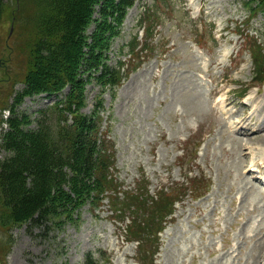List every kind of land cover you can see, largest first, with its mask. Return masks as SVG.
<instances>
[{"label":"rangeland","instance_id":"1","mask_svg":"<svg viewBox=\"0 0 264 264\" xmlns=\"http://www.w3.org/2000/svg\"><path fill=\"white\" fill-rule=\"evenodd\" d=\"M252 5L248 0L134 2L108 60L125 61L128 74L113 91L102 93V115L103 125L111 124L114 172L127 191L126 213L136 220L113 218V205L104 199L94 212L81 207L79 218L60 228L0 225V264H84L88 253L97 264H264V193L251 186L264 185V78L255 64H264V8L252 10ZM145 8L144 21L159 19L153 37L159 51L130 59L138 55V47L128 50L134 35L138 32L140 42L151 36L137 25ZM35 11L33 1L4 0L0 123L6 110L1 99L11 103L23 87L15 75L27 66ZM253 35L262 45L250 54ZM98 89L87 84L85 112ZM53 99L25 96L18 109L31 112ZM255 167L260 172L252 171ZM207 180L208 192L191 197L190 190L201 193ZM132 193L141 195L134 200ZM174 194L179 199L171 206L174 217L163 221Z\"/></svg>","mask_w":264,"mask_h":264},{"label":"trees","instance_id":"2","mask_svg":"<svg viewBox=\"0 0 264 264\" xmlns=\"http://www.w3.org/2000/svg\"><path fill=\"white\" fill-rule=\"evenodd\" d=\"M30 1L35 5L37 25L29 33L27 66L22 75H15L22 78L23 87L14 93L11 103L1 99L6 102L8 116L1 118L5 126L0 129V151L4 153L0 156V225L28 223L29 228H60L66 222H75L81 207L87 205L94 212L104 199H110L113 205V218L121 221L129 216L133 222L136 216H127L125 209L127 191L121 190L114 172L115 142L110 122L103 125L102 93L113 91L128 74L125 61L112 65L108 60L112 41L120 35L127 10L136 0ZM248 1L253 4L252 10L264 8V0ZM3 5L4 0H0V15ZM146 11L137 25L151 36L139 43L137 33L134 35L128 50L140 47L138 55H129L130 59L142 58L157 45L152 38L158 20L144 21ZM253 38L250 53L262 45ZM255 64L264 78V64L261 66L259 60ZM91 82L99 86V91L91 109L85 112L86 86ZM38 94L55 99L31 112L18 109L25 96ZM110 117L108 113L106 118ZM139 195L132 193L129 197L137 200ZM176 195L163 221L172 212ZM84 264L97 263L88 253Z\"/></svg>","mask_w":264,"mask_h":264},{"label":"bare ground","instance_id":"3","mask_svg":"<svg viewBox=\"0 0 264 264\" xmlns=\"http://www.w3.org/2000/svg\"><path fill=\"white\" fill-rule=\"evenodd\" d=\"M259 129H261V128H260V127H258V130H259ZM263 152H264V150H263ZM260 189H262V188H260ZM257 190H258V188H257ZM262 193H264V192H262ZM263 196H264V195H263ZM258 208H259V207H258ZM254 209H255V208H254ZM259 232H260V231H259Z\"/></svg>","mask_w":264,"mask_h":264}]
</instances>
